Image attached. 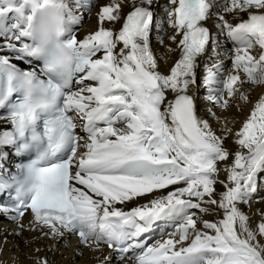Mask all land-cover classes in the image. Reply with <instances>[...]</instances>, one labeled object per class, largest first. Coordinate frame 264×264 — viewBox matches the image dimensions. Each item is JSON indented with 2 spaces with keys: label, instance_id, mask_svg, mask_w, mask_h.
<instances>
[{
  "label": "snow or ice",
  "instance_id": "1",
  "mask_svg": "<svg viewBox=\"0 0 264 264\" xmlns=\"http://www.w3.org/2000/svg\"><path fill=\"white\" fill-rule=\"evenodd\" d=\"M90 4L0 0V159L5 146L35 152L15 172L0 163V192L15 190L0 203V216L17 224L11 234L74 235L100 250L98 264L113 255L119 264H264V208L255 224L241 208L264 203V96L233 133L227 119L217 132L190 94L216 15L235 47L230 67L219 52L205 65V99L221 109L252 102L246 83L264 84V0H166L165 55L179 51L167 72L150 39L156 31L165 43L157 0H109L98 30L81 38L74 26ZM46 6L53 11L35 34L33 15ZM159 222L171 230L147 241Z\"/></svg>",
  "mask_w": 264,
  "mask_h": 264
},
{
  "label": "bare ground",
  "instance_id": "2",
  "mask_svg": "<svg viewBox=\"0 0 264 264\" xmlns=\"http://www.w3.org/2000/svg\"><path fill=\"white\" fill-rule=\"evenodd\" d=\"M94 3L90 5L89 16H87V12L81 11L78 14L82 16V26L79 27V35L82 38L84 35L89 34L92 31L98 30L99 21L98 14L100 8L107 4L109 0H93ZM71 3V0H69ZM166 0H157V4L155 6L156 12V23L164 24V12H165ZM129 8H124L122 10V16L126 15L129 11ZM226 18L229 19L230 22L236 23L239 22L238 17H234L229 14H225ZM217 21V16L214 15L211 19L206 21V26H208L211 30V34L213 37V42L217 39L220 47L217 49L214 47H210L208 51L198 60V80L192 86L190 90V94L194 96L196 105L199 110V114L206 119H209L211 126L220 132L223 127V119H227L229 121V126L232 127L233 133L238 131L242 126L241 122L246 119V117L250 114L251 109L254 107L257 98L260 96H264V84L260 85H251L250 83H246L245 89L248 94L251 96L252 102L245 101H233V106L226 109H221L217 106L210 104L206 101L205 96L207 95L206 86L204 85V77L206 76V68L205 65H211L215 63V55L216 52L221 53V59H224L225 54H228V59L225 60V63L230 67V53L231 50L228 49L226 52H222V46L227 48L230 47V43L228 41V37L226 32H220L219 29L215 26ZM123 20L112 25L114 30H118L122 26ZM165 31L161 32L160 35H163L165 43L163 45L159 44L156 31L150 34L151 46L156 50V54L161 57L160 69L162 72H167L170 67L173 65L174 61L179 57V51L165 55L167 52V47L170 44L168 40V36L171 34L172 29L169 25H164ZM230 40V39H229ZM199 83V85H198ZM237 103L242 104V108L237 107ZM208 108H211L212 111L216 114V118H211L208 114ZM5 130V129H0ZM79 132L82 133L80 129ZM234 137H229L226 141V144L231 149H236L238 146L233 143ZM11 155L10 150L6 152V157L9 158ZM11 161V160H9ZM3 162V158L0 159V163ZM221 179H224L223 174H221ZM259 183L264 186V173L260 174ZM218 190L220 186H217ZM261 193L264 194V187H261ZM147 199V198H145ZM143 202V201H139ZM1 203H5V200L2 199ZM241 208L245 213L250 215L253 223H257L259 221V210L264 208V203L259 202V197L253 200L250 206L241 205ZM246 208V209H244ZM207 219H214L212 216L205 217ZM31 219L30 214H26L23 218L25 226H27L28 221ZM3 220V218H1ZM0 261H7L8 264H12V259L14 257H18L16 260V264H35L34 258L39 256L41 259L47 255V258L51 261V264H98L96 257L99 255V251L97 249H89L87 246H78V240L75 241L76 238L72 237L71 234H65L61 238H43L41 236V232L39 230H29L27 227L25 231L20 235H12L11 233L17 232L18 227L16 223H10L8 221L3 220L0 222ZM7 230V231H5ZM171 230V225L159 222L157 227L149 233L145 239L149 242L158 239L159 236ZM37 237H40L37 239ZM41 249L39 253L35 250ZM102 250L105 254H108L110 250L104 245ZM112 264H119V261L116 259V256H112Z\"/></svg>",
  "mask_w": 264,
  "mask_h": 264
},
{
  "label": "clouds",
  "instance_id": "3",
  "mask_svg": "<svg viewBox=\"0 0 264 264\" xmlns=\"http://www.w3.org/2000/svg\"><path fill=\"white\" fill-rule=\"evenodd\" d=\"M53 10L49 7H45L43 10H37L33 15L32 26L35 34H38L41 28L42 19H47Z\"/></svg>",
  "mask_w": 264,
  "mask_h": 264
},
{
  "label": "rangeland",
  "instance_id": "4",
  "mask_svg": "<svg viewBox=\"0 0 264 264\" xmlns=\"http://www.w3.org/2000/svg\"><path fill=\"white\" fill-rule=\"evenodd\" d=\"M88 16H89V15H88ZM156 41H158V39H157ZM244 209H246V208H244Z\"/></svg>",
  "mask_w": 264,
  "mask_h": 264
}]
</instances>
